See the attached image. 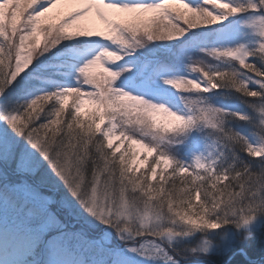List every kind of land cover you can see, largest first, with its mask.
<instances>
[{
    "label": "snow or ice",
    "instance_id": "snow-or-ice-1",
    "mask_svg": "<svg viewBox=\"0 0 264 264\" xmlns=\"http://www.w3.org/2000/svg\"><path fill=\"white\" fill-rule=\"evenodd\" d=\"M0 264H264V0H0Z\"/></svg>",
    "mask_w": 264,
    "mask_h": 264
},
{
    "label": "rangeland",
    "instance_id": "rangeland-1",
    "mask_svg": "<svg viewBox=\"0 0 264 264\" xmlns=\"http://www.w3.org/2000/svg\"><path fill=\"white\" fill-rule=\"evenodd\" d=\"M74 6L72 4H66V3H59L55 9H53L49 14V21L55 23L58 19V15L59 13H67L70 12L72 10ZM96 26L97 27H102V25L99 24V22H96ZM89 107L87 104H85V108ZM136 148H138L139 146H134Z\"/></svg>",
    "mask_w": 264,
    "mask_h": 264
}]
</instances>
